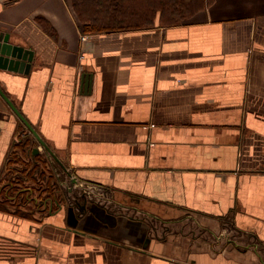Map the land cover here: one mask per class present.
Wrapping results in <instances>:
<instances>
[{"label": "crops", "instance_id": "crops-1", "mask_svg": "<svg viewBox=\"0 0 264 264\" xmlns=\"http://www.w3.org/2000/svg\"><path fill=\"white\" fill-rule=\"evenodd\" d=\"M204 7L83 33L70 0H0V32L33 51L0 87L84 194L0 207V264H264V0ZM23 130L0 97V169Z\"/></svg>", "mask_w": 264, "mask_h": 264}, {"label": "trees", "instance_id": "trees-1", "mask_svg": "<svg viewBox=\"0 0 264 264\" xmlns=\"http://www.w3.org/2000/svg\"><path fill=\"white\" fill-rule=\"evenodd\" d=\"M70 1L82 32L96 33L146 28L156 18L161 25L180 24L204 9L209 0ZM34 142L27 129L18 133L0 169L2 189H7V194L11 196L1 194L0 207L13 209L27 217L47 209L42 201L56 193L57 179L63 177L61 173L55 176L61 168L55 161L49 160L44 153L32 154Z\"/></svg>", "mask_w": 264, "mask_h": 264}, {"label": "water", "instance_id": "water-1", "mask_svg": "<svg viewBox=\"0 0 264 264\" xmlns=\"http://www.w3.org/2000/svg\"><path fill=\"white\" fill-rule=\"evenodd\" d=\"M32 54H33V51L31 49L26 48L20 44L11 43L8 40V34L0 32V72L3 71V72H14V73H27L30 68ZM84 81H86L87 83L88 81L87 77H84ZM85 86L86 84L84 83V87ZM0 97L6 102V104L10 107V109L16 115V117L20 119V121L23 124L24 129H27L28 132L37 140L39 145L44 150L45 155H50L51 157H53L56 160V162L59 164V166L61 167L60 168L61 171L66 173L69 177H71L70 183H72V180L76 178L72 177V173L62 164V162L58 159L55 153L39 136L36 130L32 127V125L22 115V113L17 108L13 100L4 92V90L1 87H0ZM32 153L33 154L39 153L38 146H34L32 148ZM83 195L84 194L78 195V194L73 193V196H74L73 203H75V205L80 204L78 200L80 199V197H83ZM33 198L36 202L37 199L35 197ZM43 201H44V207H45L46 201L45 200ZM53 202L57 208L63 206V203L59 201L58 198L56 197H54ZM38 204L40 205V203ZM73 205H71L72 207H70L69 209L73 210L74 208ZM76 215L78 214L76 213ZM73 216H74V213H73ZM73 219L77 221V216H74Z\"/></svg>", "mask_w": 264, "mask_h": 264}, {"label": "flooded vegetation", "instance_id": "flooded-vegetation-1", "mask_svg": "<svg viewBox=\"0 0 264 264\" xmlns=\"http://www.w3.org/2000/svg\"><path fill=\"white\" fill-rule=\"evenodd\" d=\"M64 178V177H63ZM63 180V179H62ZM61 179H57V185H56V196L57 198H60V201H63L62 199L65 198L66 200L63 202L65 205H73V202H71L70 199V194L67 193L66 189L62 187L63 182ZM1 182V181H0ZM3 182L0 184V195L4 193V191H7V189H2ZM61 193V196L59 195ZM7 192H6V197H7ZM52 198V196H51ZM68 201V202H67Z\"/></svg>", "mask_w": 264, "mask_h": 264}, {"label": "built area", "instance_id": "built-area-1", "mask_svg": "<svg viewBox=\"0 0 264 264\" xmlns=\"http://www.w3.org/2000/svg\"><path fill=\"white\" fill-rule=\"evenodd\" d=\"M86 38V36H82V39L84 40ZM60 170V169H59ZM60 173L58 172V173H56V175L55 176H58ZM59 178H60V176H59ZM30 193H31V190H30ZM34 194V193H33ZM8 197H11L10 195H7ZM51 196H52V198H51ZM51 196H49V197H47V198H45V199H43V200H45L46 201V206H45V208H48V205H52V207L53 206H56L55 204H54V202H53V199H54V197H56L57 198V196H56V194H53V195H51ZM43 203V207H44V201H42ZM36 203H37V205L38 206H40L38 203V201H36Z\"/></svg>", "mask_w": 264, "mask_h": 264}, {"label": "rangeland", "instance_id": "rangeland-1", "mask_svg": "<svg viewBox=\"0 0 264 264\" xmlns=\"http://www.w3.org/2000/svg\"><path fill=\"white\" fill-rule=\"evenodd\" d=\"M46 157H48V155H45ZM62 174H63V172H62ZM68 177V175H66L64 178H67ZM56 191V190H55ZM60 196H61V193L59 194ZM36 214V213H35Z\"/></svg>", "mask_w": 264, "mask_h": 264}]
</instances>
